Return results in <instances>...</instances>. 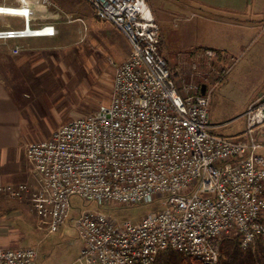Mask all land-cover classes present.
I'll return each mask as SVG.
<instances>
[{
	"label": "built area",
	"instance_id": "2783aa9c",
	"mask_svg": "<svg viewBox=\"0 0 264 264\" xmlns=\"http://www.w3.org/2000/svg\"><path fill=\"white\" fill-rule=\"evenodd\" d=\"M85 1L132 47L128 59L114 65L112 101L29 144L37 189L28 182L0 185V202L30 201L40 226L55 233L71 219L74 194L101 207L160 200V209L139 222L83 211L74 219L82 242L77 264H154L170 249L217 264L225 238L239 237L244 249L264 242V94L244 114V134L217 133L210 106L218 83L178 84L160 51L150 0ZM34 4L52 6L53 0H0V15L24 22L0 29V40L56 35L54 25H34ZM200 55L210 63L221 57L211 48ZM38 258L35 248L0 245V264H36Z\"/></svg>",
	"mask_w": 264,
	"mask_h": 264
},
{
	"label": "rangeland",
	"instance_id": "374dc122",
	"mask_svg": "<svg viewBox=\"0 0 264 264\" xmlns=\"http://www.w3.org/2000/svg\"><path fill=\"white\" fill-rule=\"evenodd\" d=\"M58 1L63 8L58 11L62 17L59 24L62 35L52 41L54 48L46 53H36L31 59L33 61L35 59V63L32 64L31 61V65L16 66L15 72L11 71V65L18 58L7 56L5 61L7 65L2 72L10 85L13 80L19 81L14 91L29 92L27 94L29 98L20 100L21 106L24 107L26 103L34 110L27 114L28 117L35 121V118L40 119L44 116L47 118L49 128H54L60 122L64 124L75 118L92 115L101 105L110 104L114 88V65L124 62L132 52L126 36L111 24L97 20L87 1ZM260 2V0H150L161 27V34H164L168 42L177 35V40L172 44L175 65L171 66L178 75V84L182 86L184 83L197 81L209 83L213 87L218 83L212 95L210 118L213 125L219 126L216 132L229 138L244 134L246 129L244 114L250 103L256 99L260 75L247 72L250 54L244 57L240 49L232 50L234 58L230 57L229 63L224 67L219 62L206 61L200 55L202 51L197 49L210 44H229L236 36L237 27L227 25L226 23L233 24L227 21L252 15L258 11ZM11 27L22 28L24 22L19 17L0 15V29ZM1 43L0 41V50H4ZM42 58L45 60L44 63L37 61ZM195 62L199 65L197 75L194 76L192 66ZM40 64L44 65L46 70L40 76L46 81V85L45 88L38 89L35 86L40 71L36 68ZM21 81L25 84L28 82L35 89L22 88L24 83ZM45 112L48 115H45ZM37 122L31 124L35 127L32 132L36 135L24 138L25 145L51 137L53 132L50 131L48 135ZM29 166L32 168L30 163ZM71 202L73 205L71 219L58 232L49 233L40 226L30 201H6L8 208L18 205L23 211L11 218V226H8L7 232L16 238L11 248L37 249L42 256L40 264H77L82 242L74 226V219L83 211L100 210L120 220L132 219L139 222L144 215L160 209V200L154 204L101 207L74 194Z\"/></svg>",
	"mask_w": 264,
	"mask_h": 264
},
{
	"label": "crops",
	"instance_id": "0c3cea01",
	"mask_svg": "<svg viewBox=\"0 0 264 264\" xmlns=\"http://www.w3.org/2000/svg\"><path fill=\"white\" fill-rule=\"evenodd\" d=\"M260 1L261 4L258 11L252 13V15L227 21L233 23H226L227 25L237 27L236 36L229 42V44H210L197 49V51H203L206 48H211L221 51L219 63L223 67L226 63H229L230 57H232V59L234 58V54L231 53L232 50H242L244 57L249 53L250 58L247 62V72L260 75L258 80V92L255 97L256 99L264 94V0ZM60 8H62V6L58 0H53L52 6L44 7L38 4H34L33 6L35 17L34 25H54L56 28V35L54 37H34L10 39L6 41L0 40L2 42L1 45L5 48L4 50H0V185L28 182L31 184L33 190L37 189L38 185L33 175L32 168L29 166L26 152L27 148H25V146L27 147L29 144L25 145L24 138L36 135V133L32 132L33 128H35L33 127L34 125H31L35 121H38L37 123L40 124L41 128L44 129L48 135H50V131L53 132V135L63 123H57L54 128H49L47 118L44 116L40 118L41 120L35 118V121L32 117L29 118L27 114L33 112V108L26 103H24L23 107L20 103V100L24 101L29 98L27 96L29 92L21 90L20 93H17L14 91V89H16L15 86L19 81L13 80L10 85L2 73L3 68L7 65L5 64L7 56L18 58L15 59L11 65V71L15 72L16 66H25V64L31 65V61L32 64L33 62L35 63V59L34 61L31 59H33L36 53H46L54 48V43L52 41L62 35V30L59 28L62 18L59 16L61 13L58 12ZM97 20L99 19L97 18ZM31 39H47V41L34 42L31 41ZM176 40L177 35H174L173 40L171 39V42H168L164 34H161L160 51L167 59L170 66L171 64L173 66L175 65L173 62L175 54L172 44H174V41ZM37 61H41L42 63L45 62L43 58ZM173 66H171L172 69L174 68ZM33 67L35 68V65H33ZM36 69H38L40 73L36 78L35 88H45L46 81L40 77L45 73V67L40 64ZM173 71L176 73L174 69ZM28 82L26 84L22 82L24 84L21 87L24 89H35L34 86L30 85ZM44 114L48 115L47 112ZM8 207L9 206H6L5 202H0V245L5 248H11V244L16 241L15 236L12 233L7 232L8 226H11V218L23 213L18 205L11 208ZM41 257V253L39 252V258L36 264H40Z\"/></svg>",
	"mask_w": 264,
	"mask_h": 264
},
{
	"label": "trees",
	"instance_id": "16d2710c",
	"mask_svg": "<svg viewBox=\"0 0 264 264\" xmlns=\"http://www.w3.org/2000/svg\"><path fill=\"white\" fill-rule=\"evenodd\" d=\"M218 52L221 54V51ZM154 264L202 263L183 252L170 249L162 252ZM217 264H264V242L258 239L255 246L244 249L239 237L225 238L220 243V260Z\"/></svg>",
	"mask_w": 264,
	"mask_h": 264
},
{
	"label": "water",
	"instance_id": "95a60500",
	"mask_svg": "<svg viewBox=\"0 0 264 264\" xmlns=\"http://www.w3.org/2000/svg\"><path fill=\"white\" fill-rule=\"evenodd\" d=\"M206 89H207V86L204 84L202 86V94H205L206 93Z\"/></svg>",
	"mask_w": 264,
	"mask_h": 264
}]
</instances>
